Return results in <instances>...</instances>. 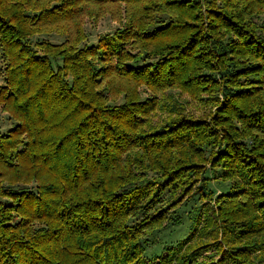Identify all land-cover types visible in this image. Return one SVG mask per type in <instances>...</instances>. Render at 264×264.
<instances>
[{"label":"trees","instance_id":"1","mask_svg":"<svg viewBox=\"0 0 264 264\" xmlns=\"http://www.w3.org/2000/svg\"><path fill=\"white\" fill-rule=\"evenodd\" d=\"M215 2L0 0V104L16 121L0 133V264H202V249L225 246L235 264H262L226 244L246 215L239 199L264 189V25L250 20L264 0ZM104 14L122 27L83 44L84 19ZM49 33L63 40L38 37ZM170 89L217 108L194 119L169 95L176 116L156 128ZM206 151L238 179L224 193L200 167ZM165 191L214 202L205 223L228 241L147 261L138 242L163 228L154 197Z\"/></svg>","mask_w":264,"mask_h":264},{"label":"rangeland","instance_id":"2","mask_svg":"<svg viewBox=\"0 0 264 264\" xmlns=\"http://www.w3.org/2000/svg\"><path fill=\"white\" fill-rule=\"evenodd\" d=\"M235 1L236 0H216L215 3L211 4V6L220 8L224 2H227L229 5H234ZM160 17L164 20L167 19L166 15H160ZM250 20L259 27L260 25H264V12L253 11ZM122 24L123 23H119L107 14L95 18L87 17L83 21L85 40L82 43L85 45H95L100 37L110 35L115 30L121 28ZM263 36L264 35L260 34V37ZM38 37L51 43H59L63 40L62 36L54 33L39 34ZM204 37L207 38L209 36L204 35ZM32 39L34 38H31V40ZM3 67L4 59L0 53V85H4ZM168 96H172L174 101L182 104L184 107L182 112L186 115L194 116V119L203 118L205 121H209V115L217 108L216 106H208L206 104L207 97L205 94H202L201 100H194L189 98L186 94L179 93L178 89L166 90L163 94H161L160 105L150 118L151 125L158 126L156 128L166 124L176 116ZM218 97L222 99L221 95ZM204 100L205 102L202 103L201 101ZM164 105H166L165 110L163 108ZM167 108H172L171 114H167ZM15 122L14 118L7 111L3 110L2 104H0V133L5 134L8 132L15 125ZM206 156L208 160L205 163H202L200 167L207 171L206 175L211 180L209 184L211 189L214 191L215 195L226 192L230 184L236 183L238 179H233L231 176L226 179L222 178L221 175H227L226 172L221 170V168H219L220 166H214V162L210 161V152L206 151ZM214 157L216 156H213V160L215 161L217 158L214 159ZM222 167L229 173H232L233 171L231 166L227 165ZM149 175H154V173ZM191 180L192 181L189 187H191V189H195L200 181V178L195 177ZM255 181L260 180L256 179ZM158 186V184L154 185L155 188H158ZM254 189L258 190L257 188ZM166 192L167 191L163 192L159 198H156V196L154 197L157 200L156 210L163 209L159 211L161 213V216L159 217H162L160 225H163V228L153 232L152 234L145 235L140 238L138 242L139 247L143 252L142 256L147 261H158L161 257H165L168 253L167 248L170 247L173 248L176 253H187L188 250H192L209 243L213 244L214 241L222 243V239L224 240V234L222 232L216 234L215 227L210 226L209 224L206 225L205 223L207 215H212L214 202H208L207 200L200 201L196 199L193 194L182 196L183 193H181L178 199H181L182 201L177 204L178 202H175L176 200L173 201V196L171 198L166 196ZM258 193V198L248 199L249 202H247V200L245 201L244 198L239 199L238 205L240 208L245 209L243 212L246 215L244 217L234 218L231 220L232 222L229 224L232 229H235V234L234 237L229 239L230 242L226 245H234L238 248L246 246L248 247L247 250L250 252L254 251V253L249 257L252 259L257 258L260 263L264 264V224L257 220L256 215L258 214L259 216V212H250V208H252V206H255V208L258 209L255 202H264V189L262 188L258 190ZM148 198H153V195L149 193ZM235 199L236 201L238 200L236 197ZM248 203L251 204L249 208L247 206ZM141 213H148V209L144 208ZM149 214L154 217V214L152 213H148L147 217L152 218ZM138 218L139 217H134L130 220L135 222ZM248 221L250 222L247 223ZM38 224L40 225V223ZM260 224H262V226H260ZM226 239V241H228V238ZM225 242L222 244L224 245ZM200 253L201 254L197 261H202V264H235V258H232L234 252L231 250L228 251L226 246L221 254L216 253L212 247L209 249H202ZM219 260L221 261L219 262Z\"/></svg>","mask_w":264,"mask_h":264}]
</instances>
